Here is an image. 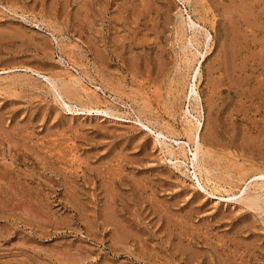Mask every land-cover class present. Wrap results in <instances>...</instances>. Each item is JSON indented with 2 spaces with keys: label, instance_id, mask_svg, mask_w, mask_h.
I'll return each mask as SVG.
<instances>
[{
  "label": "rangeland",
  "instance_id": "rangeland-1",
  "mask_svg": "<svg viewBox=\"0 0 264 264\" xmlns=\"http://www.w3.org/2000/svg\"><path fill=\"white\" fill-rule=\"evenodd\" d=\"M262 174L264 0H0V264H264Z\"/></svg>",
  "mask_w": 264,
  "mask_h": 264
},
{
  "label": "bare ground",
  "instance_id": "bare-ground-1",
  "mask_svg": "<svg viewBox=\"0 0 264 264\" xmlns=\"http://www.w3.org/2000/svg\"><path fill=\"white\" fill-rule=\"evenodd\" d=\"M195 87H196V85H195ZM193 91H194V90H193ZM191 92H192V91H191ZM198 123H199V122H198ZM198 123H197V124H198ZM197 128H198V127H197ZM196 131H197V130H196ZM196 131H195V132H196ZM195 132H194V133H195ZM197 132H198V131H197ZM192 133H193V132H192ZM194 133H193V134H194ZM191 136H193V135L191 134ZM193 141H194V140H193ZM196 145H197V144H196ZM198 146H199V145H198ZM198 146H196V147H197V150H196L197 152H196V154H195L196 156L198 155V149H199ZM199 147H200V146H199ZM199 150H200V149H199ZM194 157H195V156H194ZM199 167H200V166H199ZM201 168H202V167H201ZM262 177H264L263 174H262Z\"/></svg>",
  "mask_w": 264,
  "mask_h": 264
}]
</instances>
